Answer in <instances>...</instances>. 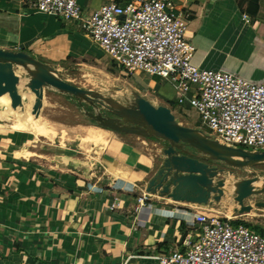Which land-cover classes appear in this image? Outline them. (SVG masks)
Masks as SVG:
<instances>
[{"label":"crops","instance_id":"0c3cea01","mask_svg":"<svg viewBox=\"0 0 264 264\" xmlns=\"http://www.w3.org/2000/svg\"><path fill=\"white\" fill-rule=\"evenodd\" d=\"M116 1L124 6L129 0ZM172 1L175 16H188L186 37L195 47L192 65L253 84L264 82V0L255 15L241 11L242 0ZM34 2L0 0V49L24 51L56 67L67 82L74 70L103 76L110 59L78 23L40 14ZM77 2L88 16L109 0ZM129 76L155 101L171 102L185 114L169 82L144 73ZM50 94L61 95L46 90L44 116L58 112ZM83 128V140L88 135L99 139L83 143L91 154L84 164L71 155L74 150L53 155L49 163L30 159L35 155L29 150L34 147L31 134L0 133V264H158L152 257L186 251L194 233L192 212L213 215L224 205L226 196L218 205L201 207L152 195L135 212V200L161 160L158 142L89 123ZM115 199L119 202L112 210Z\"/></svg>","mask_w":264,"mask_h":264},{"label":"built area","instance_id":"2783aa9c","mask_svg":"<svg viewBox=\"0 0 264 264\" xmlns=\"http://www.w3.org/2000/svg\"><path fill=\"white\" fill-rule=\"evenodd\" d=\"M33 7L40 14L78 23L127 75L144 73L169 82L176 104L195 109L213 140L264 151V82L253 84L192 65L195 47L186 37L188 16H175L172 0H129L124 6L109 0L88 16L82 15L77 0H35ZM151 199L141 193L135 212ZM118 202L114 200L112 210ZM192 218L194 233L186 251L152 257L158 264H264V237L254 230L215 214L195 211Z\"/></svg>","mask_w":264,"mask_h":264},{"label":"water","instance_id":"95a60500","mask_svg":"<svg viewBox=\"0 0 264 264\" xmlns=\"http://www.w3.org/2000/svg\"><path fill=\"white\" fill-rule=\"evenodd\" d=\"M22 82L35 97L31 112L34 119L40 116L46 90H53L75 99L86 118L99 128L161 142V160L145 186L146 193L201 207L218 205L230 194L239 216L264 208L263 201L246 203L264 195V181L252 170L264 165V151L220 144L199 128L180 125L169 107L156 106L138 92L131 91V98L122 102L117 98L121 88H110L106 94L82 89L67 82L56 67L24 51L0 49V97L8 95L14 111L23 108L19 91ZM234 170H248L250 177L235 181L229 190L228 177Z\"/></svg>","mask_w":264,"mask_h":264},{"label":"rangeland","instance_id":"374dc122","mask_svg":"<svg viewBox=\"0 0 264 264\" xmlns=\"http://www.w3.org/2000/svg\"><path fill=\"white\" fill-rule=\"evenodd\" d=\"M105 65L106 70H103V76L99 72L85 74L74 70L73 73H71L72 79L69 83L82 89L95 90L104 94H106V92L110 88H121L122 92L117 94V98L122 102L125 98L130 99V92L135 91L145 99L152 102L154 105H163L155 101L153 95L149 94L146 91L143 92V90H139L138 87L132 82L131 77L110 60L107 59ZM160 80L163 81L162 79ZM133 85H135V87ZM60 96L61 95L50 94V97L53 98V100L58 105V112L54 115H51V110L50 112L45 113L46 116H44L41 112L39 117V122L41 121L40 123L42 124L43 128L50 132L49 136H47V134H41L39 135L40 137H33V135H29L31 144L34 145L33 149L30 148L29 150L34 151L35 154L34 156H31L30 159L33 158L35 160L43 161L44 163H49L53 155L65 153L67 152V150H74V152H71V155H73L78 160V162L84 164L85 161L88 162V160H90L91 155L89 154L88 148L86 149V145H83V140H81L86 135V130L83 127L85 125H88L89 121L84 115L82 107L76 102L75 99L71 97L65 98ZM178 107L181 108L180 106ZM185 110V114H183L179 113L176 108L171 109L178 123L182 126L197 129L201 127L203 131L207 132V130L201 125V118L197 111L195 109L187 107H185ZM29 117L32 118L30 114ZM187 121L191 122L193 125L189 126L187 124ZM60 124L65 125L67 128L65 127L66 129H61L59 127ZM7 127H9L8 122L0 120V133H7L8 130H10H7ZM154 141L158 142L157 146L160 149L163 148L164 145L161 142L157 140ZM215 165L218 166V164ZM252 170L257 172L261 177V180L264 181V165L253 167ZM233 172V176L228 177L229 190L232 188V184L235 181L244 177H250V171L248 170H234ZM258 201L264 202V195L252 197L248 199L246 203L253 205ZM234 208L238 207L233 202V196L228 194L226 195L224 205L217 207L216 211L218 213H215V215L229 218L231 220H234V222H246L248 225H251L253 227L262 229L264 228V208L254 209L252 213L242 216L237 215L234 212Z\"/></svg>","mask_w":264,"mask_h":264},{"label":"bare ground","instance_id":"6f19581e","mask_svg":"<svg viewBox=\"0 0 264 264\" xmlns=\"http://www.w3.org/2000/svg\"><path fill=\"white\" fill-rule=\"evenodd\" d=\"M20 74L25 75L26 73L23 71H20ZM19 91L23 97V108L22 109L18 108L17 110L14 111L10 107V98L8 97V95L0 97V120L8 122L9 127L6 128L7 130L10 129V130L15 131V132L27 133V134H31L35 137H37L41 134H47V136H49L50 132L43 128L42 124L40 123L41 121L39 122L40 116L38 117V119H34V117L31 114L32 106H33V102H34L35 97L29 90L24 89V82H22L21 85L19 86ZM29 114L32 118L29 117ZM106 134H105V136H106ZM87 137H89V138H86V139L84 138V140L82 139L83 140L82 142L87 143L90 140H94V141L98 140L99 141V139L96 138L95 136H92V135L89 136L88 135ZM106 137L108 138V136H106ZM99 138H100V135H99ZM105 146H106V144H105ZM82 149H84V148H82ZM59 161H61V160H59ZM59 161H57V162H59ZM64 162H65V160L63 161V164H65ZM59 169H61V168H59Z\"/></svg>","mask_w":264,"mask_h":264},{"label":"trees","instance_id":"16d2710c","mask_svg":"<svg viewBox=\"0 0 264 264\" xmlns=\"http://www.w3.org/2000/svg\"><path fill=\"white\" fill-rule=\"evenodd\" d=\"M4 1H12V0H4ZM247 1L249 2V4L247 3ZM258 2H259V0H242V2L241 1L239 2V5L241 7L242 12L246 10V12L249 13L250 15H255V13L258 9ZM246 6H247V9H246ZM165 104L170 109H173L175 106L171 102H166ZM88 121H89V124L96 126V124L93 121H90V120H88ZM238 224L244 225V226L248 227L249 229L254 230L257 234L264 237V228L262 229V228L253 227L251 225H248L246 222H235L234 223V225H238Z\"/></svg>","mask_w":264,"mask_h":264}]
</instances>
